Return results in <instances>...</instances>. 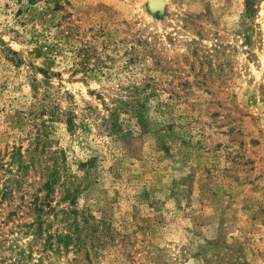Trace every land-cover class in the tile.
<instances>
[{"label":"rangeland","instance_id":"1","mask_svg":"<svg viewBox=\"0 0 264 264\" xmlns=\"http://www.w3.org/2000/svg\"><path fill=\"white\" fill-rule=\"evenodd\" d=\"M6 185L0 264H264V0H0Z\"/></svg>","mask_w":264,"mask_h":264},{"label":"trees","instance_id":"2","mask_svg":"<svg viewBox=\"0 0 264 264\" xmlns=\"http://www.w3.org/2000/svg\"><path fill=\"white\" fill-rule=\"evenodd\" d=\"M80 53L83 51H87V49H78ZM85 54V53H84ZM110 131L117 136H121V138L125 137V133L122 132L121 126L117 124V120L113 119V122L110 126ZM15 157V153L13 154ZM20 157H22V153L19 152ZM19 165H22L21 159L18 160ZM55 179H49L44 184V189H46L47 194L44 197L39 196L38 194L33 195L32 201L29 203V209L31 212L36 214L35 220L25 224L28 228L27 231H24L23 234L30 235L33 237V242L38 241L39 239H44L43 248L40 250V257L38 261H42L44 256H47L46 251H60L62 248H68L73 245L77 248H81L82 240H81V226L75 220L73 222L69 221V218L66 216L61 219V222H66L64 226L58 229L56 232H51V221L49 217H44L45 214H49L51 211L55 212V208L52 205L51 194L53 192V183ZM11 193V188L6 185L2 191L0 192V199H6L7 196ZM72 200V199H71ZM56 214V213H55ZM6 239L1 238L0 240V251L4 249L3 243ZM19 240V238L11 239L10 242L15 244ZM32 241H30V247L32 245ZM18 247V246H17ZM32 248V246H31ZM14 260L16 264L24 263L25 261L31 259L33 257V253H26V249L23 247H18L15 251ZM12 264V263H10Z\"/></svg>","mask_w":264,"mask_h":264}]
</instances>
